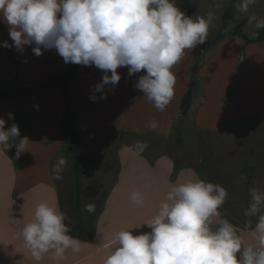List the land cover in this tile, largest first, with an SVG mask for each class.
I'll return each mask as SVG.
<instances>
[{
    "label": "clouds",
    "instance_id": "clouds-1",
    "mask_svg": "<svg viewBox=\"0 0 264 264\" xmlns=\"http://www.w3.org/2000/svg\"><path fill=\"white\" fill-rule=\"evenodd\" d=\"M257 0H237L234 7L246 13ZM214 12L189 17L177 6V0H0V19L9 26L12 44L23 52L26 45L36 56L43 50L55 49L64 62L92 66L103 72L101 82L90 100L106 99V86L115 87L121 79L117 71L127 67L129 76L142 70L134 87L144 93L158 111H164L175 95L176 76L172 71L185 55L206 42L214 27ZM255 21L252 38L264 29V18ZM109 73H111L109 75ZM35 107L38 108V105ZM14 120V114L8 113ZM0 117V151L15 146L17 157L27 151V137H20L16 123L5 129ZM158 126L148 122L150 129ZM18 141V143H12ZM147 148L136 141L125 150L141 154ZM68 161L57 157L52 178L62 179ZM229 193L218 183L199 178L173 185L146 225L150 232L133 235L131 229L114 232L106 245L108 254L103 264H264V190L250 189L251 201L244 215L246 227L258 236L256 244H245L235 225L220 218L219 209ZM131 200L145 203L144 193L134 191ZM85 212L95 211L86 203ZM252 217H256L255 227ZM67 221V222H66ZM70 219L58 204L41 201L33 218L20 231V238L34 260L46 255L60 261L66 253H79L83 241L70 234ZM214 224L216 226H214ZM133 229V228H132Z\"/></svg>",
    "mask_w": 264,
    "mask_h": 264
},
{
    "label": "crops",
    "instance_id": "crops-1",
    "mask_svg": "<svg viewBox=\"0 0 264 264\" xmlns=\"http://www.w3.org/2000/svg\"><path fill=\"white\" fill-rule=\"evenodd\" d=\"M0 27L5 32V38L12 44L9 26L2 19H0ZM2 44L0 42V82L10 78L11 74L13 75V66L7 59ZM33 47L34 45H26L23 52H18L13 47L19 59L17 79L23 85L22 87L35 86L31 85L32 82L29 80L23 81L25 71L30 70V75L39 80L36 84L38 85L46 79L49 72L64 71L71 64H66L55 49L43 50L42 55L36 56L32 51ZM84 67L85 81L81 82L83 87L91 85V83L96 85L101 82L103 76L101 70L94 65H81L79 68L81 75H83ZM176 67L177 64L172 71L176 76L175 92L177 95L171 102V108L169 109L167 106L164 111H158L149 101L141 106L133 103L131 105L125 101L117 105L112 102L99 101V99L93 102L90 100V95H86L85 100L90 110L79 113L71 96L73 109L77 115L74 124L79 142H82L83 151L80 155L83 160L80 162L85 159L97 158L99 155H104L105 152L107 154L109 147L105 140L119 134L122 128L143 135L153 134L163 139L167 137L175 118L174 114L179 113L180 97L191 79L188 67L185 77L183 72L180 76L176 75ZM6 68L9 69L8 74L5 72ZM117 71L124 80H129L127 67H120ZM221 73L214 72L211 76L201 74V77L204 78L201 83L202 91L200 93L193 91L187 115L192 112L190 119L193 120L197 130H218L223 122L232 116L226 117L220 114L218 116L221 109L232 105L231 101L224 99L231 84V71L229 72L228 85L227 87L223 85V91H221L222 84L219 85L215 77L216 74ZM70 84L67 89H70ZM208 87H212L213 91L209 92ZM44 90V93L39 91L22 95L14 100L0 99V117L6 120L5 129L12 125V120L8 119V113H13L17 104L23 106L30 123L29 129L20 131V137L17 138L27 137L29 139L27 151L18 157L15 146L12 147L14 151H0V264H57V261L52 259L50 255H46L39 262L34 260L23 239L20 238V231L33 218L37 203L41 201L55 203L62 210L59 189L57 181L52 178L51 166L55 165L57 157H66L68 164H71L72 159L65 148L59 130V121L63 110L61 91L57 88ZM46 92H52L51 95L55 96V99L50 98L51 102H54L50 105L53 110L49 113L47 109L42 108L38 113L36 125L24 102L26 98L31 96L34 98L44 97L43 94ZM132 92L135 94L136 88ZM215 96L219 100L218 102L213 100ZM150 120L157 122L158 126L155 129L148 127ZM114 122H116V128H113ZM94 136L100 139L95 140ZM13 143H18V141ZM125 146L131 145L118 143L114 146L116 172L112 184L103 197L100 209L90 225L91 235L82 240L84 243L79 253L74 254L69 250L66 253V258L59 264H103V260L109 252L106 245L114 232L121 229H131L133 235L150 232L151 229L146 224L157 212L159 204L170 188L191 179H201L192 165L176 167L173 158L166 152L160 151L151 155L143 152L137 155L125 150ZM110 157L106 156V161H109ZM134 191L144 193L145 203L143 206H138L132 202L131 194ZM238 233L243 237L246 245L258 242L257 234L251 229L242 228L238 230Z\"/></svg>",
    "mask_w": 264,
    "mask_h": 264
},
{
    "label": "rangeland",
    "instance_id": "rangeland-1",
    "mask_svg": "<svg viewBox=\"0 0 264 264\" xmlns=\"http://www.w3.org/2000/svg\"><path fill=\"white\" fill-rule=\"evenodd\" d=\"M181 1L177 0V6L184 12ZM190 2L193 11L189 17L195 18V16L206 15L209 11L214 12V27L210 28L208 36L221 28V18L229 0H190ZM235 3H237V0H235ZM251 17L264 18V0H257V3L250 6L246 13L239 12L234 7L228 27L242 30L247 35H251L256 30L254 27L255 21L252 25L248 24ZM4 41L5 34L0 27V42L3 43ZM198 48L199 45L192 51L186 50L182 60L177 63L176 75L180 76L183 72L185 77L187 67L189 68L193 62ZM200 50L199 68L194 77L193 91L198 93L202 91L201 83L204 78L201 77V74L211 76L214 72H222L216 74L215 77L219 85L222 84L221 91H223V85H226V87L228 85L229 72L231 71V84L224 99L225 101H231L232 105H228L227 108L218 112V116L229 117L232 115L231 118L223 122L218 130H197L193 120L190 119L192 112L183 118L176 112L171 130L164 139L153 134L143 135L123 128L119 131V134L107 138L105 140L109 147L107 154L105 152L102 156L99 155L97 158L85 159L80 162V215H82L85 224L91 225L100 209L108 187L112 184L117 167L114 146L118 143L120 145H132L136 141H143L147 144L144 151L147 154L151 155L160 151L166 152L176 164L192 165L202 180L218 183L225 187L229 196L225 204L219 209L220 217L216 218L214 222L224 218L235 225L238 230L246 228L245 225L249 218L244 215V211L251 201L250 189L259 187L264 190V41L255 44H244L239 37L231 36L218 41L213 46L201 47ZM84 71L85 67L83 75H81L80 70L78 71L75 81L70 84V89H68L79 113L89 112L90 110L85 100L86 95L91 96L94 94L97 97L101 95V93L93 91L94 83L83 87L81 82L85 81ZM5 72L8 74L9 69L6 68ZM30 73V70L25 71L23 81L29 80L32 82L31 85H36L39 80L32 77ZM143 74L145 73L142 70L130 76L129 80H124L121 77L115 87L106 86L104 92L107 93V98L99 99V101L112 102L117 105L125 101V103L131 105L132 103L134 105L139 104V106L146 101L148 102L142 91L136 89V93L132 94L135 81ZM22 86L18 79H14L12 74L10 78L0 82V88L9 92L20 90ZM208 89L209 92L213 91L212 87H208ZM44 91H40V93H44ZM126 92L127 95L125 96ZM51 93L46 92V94H43L45 96L40 98L31 96L25 99V107L30 111L35 124L38 113L42 108L47 109L49 113L52 112L53 108L50 105L54 102H51L50 98L55 96H52ZM176 95L177 92H175L174 98H176ZM174 98L172 101H174ZM213 100L219 101L216 96ZM171 102L168 105L169 109L171 108ZM36 105H38V108L35 107ZM20 107L18 110L16 106L14 107V120H12V123H16L20 131H25L29 129L30 123L21 104ZM99 123L101 124V121ZM114 124L113 128H116V122ZM177 129L180 131V141L177 140ZM94 139L98 140L100 138L94 136ZM81 143L78 138L79 153L83 151ZM8 150L14 151L12 147ZM67 155L69 154L67 153ZM106 156H111L109 161H106ZM108 162L110 163L108 164ZM71 164L67 163L61 173L62 179L56 181L62 211L70 219V225H74L78 217L75 208L76 188ZM53 166L54 164L51 166V172ZM86 203L94 204L95 211L92 213L85 212L83 209ZM256 219V217H252V223ZM214 226L216 225L214 224Z\"/></svg>",
    "mask_w": 264,
    "mask_h": 264
},
{
    "label": "trees",
    "instance_id": "trees-1",
    "mask_svg": "<svg viewBox=\"0 0 264 264\" xmlns=\"http://www.w3.org/2000/svg\"><path fill=\"white\" fill-rule=\"evenodd\" d=\"M234 4H235V0H229V3L226 6L224 13L222 15V18H221V28L215 31L214 33H212V35L208 36L204 44L199 45L197 54L189 67V70L191 73V79L189 81V84L186 90L182 93L180 100H179V115L181 118L187 115L189 107H190L192 91L194 87V77L199 68V61H200L199 57L201 55V50H200L201 47L208 46V45L213 46L218 41L226 39L231 36L239 37L244 44H255V43H260L264 41V29L258 30V35L255 38H252L251 35H247L242 30L231 29L228 27V24L232 18ZM181 6L185 14L187 16H190V14L193 11V6L190 0H182ZM5 41H7L9 45H11L9 41L7 40V38H5ZM4 49H5V54H6L7 59L13 66V77L16 80L18 77V73H19V59L13 47H8V48L4 47ZM80 66L81 65L79 64L71 63L68 65L67 69L64 71H51L48 73L46 79L43 82L35 86L22 87L20 90H15L13 92H9L6 89L0 88V99L5 100V101L14 100V99L19 98L22 95L33 94V93L42 91L46 88H57L61 91V96L63 100V110H62V114H61L60 121H59V130L63 137L65 148L72 157L71 168L73 171L75 188H76L75 208L77 209V217H78L77 222L74 225H69L71 229L70 234L75 237H78L80 240H84L91 235L92 230L89 225L84 223L80 215L79 178H80V161L83 160V157L79 153L77 130L74 124L77 115L73 109V99L67 89L68 85L75 79ZM20 108H21L20 105L17 104L16 109L18 110ZM177 134H178L177 140L180 141L179 129H177ZM175 165L176 167L180 166L176 163ZM255 222L256 220L252 223L253 227L255 226Z\"/></svg>",
    "mask_w": 264,
    "mask_h": 264
}]
</instances>
